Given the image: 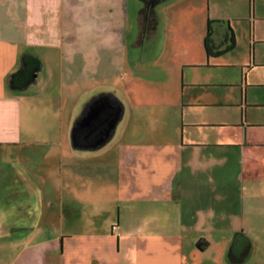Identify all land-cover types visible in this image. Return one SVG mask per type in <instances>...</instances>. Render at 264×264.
Returning a JSON list of instances; mask_svg holds the SVG:
<instances>
[{"label":"crops","instance_id":"obj_1","mask_svg":"<svg viewBox=\"0 0 264 264\" xmlns=\"http://www.w3.org/2000/svg\"><path fill=\"white\" fill-rule=\"evenodd\" d=\"M163 1L138 43L141 0H0V264H264V100L219 118L216 1Z\"/></svg>","mask_w":264,"mask_h":264},{"label":"rangeland","instance_id":"obj_2","mask_svg":"<svg viewBox=\"0 0 264 264\" xmlns=\"http://www.w3.org/2000/svg\"><path fill=\"white\" fill-rule=\"evenodd\" d=\"M215 1L218 18L210 20H228L234 34V47L210 59L209 66H198L196 81H206L201 88L212 93V108L219 118L237 122L246 115L247 120L261 121L262 117L251 105L264 100V0ZM161 4L156 3L151 10L157 11ZM162 10L165 27L155 41L169 48L164 55L170 59L173 44L180 42V38L188 42L193 34L188 33L186 24L178 26L179 32L168 11ZM162 10L159 11L162 13ZM141 41L139 39L138 43Z\"/></svg>","mask_w":264,"mask_h":264},{"label":"trees","instance_id":"obj_3","mask_svg":"<svg viewBox=\"0 0 264 264\" xmlns=\"http://www.w3.org/2000/svg\"><path fill=\"white\" fill-rule=\"evenodd\" d=\"M142 6L139 10V16H140V34L139 39H143L147 36H151L155 30L156 26V18L151 12V7L155 5L156 3H159L163 0H141ZM224 24V29L222 33L218 34L217 42H214L213 35L217 34V30L214 28L212 29L211 24H216L215 26H219V24ZM204 49L207 56H217L224 52H227L231 50L234 46V35L233 31L230 27V25L226 22L224 23L221 20H207L206 23V32L203 39ZM106 99V98H105ZM109 100V99H108ZM93 104H95V101L92 102V104L89 106V110L93 107ZM84 121V118L80 119L76 122L74 126V132L73 137L75 142L78 144V137H79V130L81 127L82 122ZM241 232H236L233 237V241L229 247V258L233 261H241L243 257L246 256L249 245L248 242L244 246L240 248L242 254L238 258L233 255V249L236 248V245H241Z\"/></svg>","mask_w":264,"mask_h":264}]
</instances>
